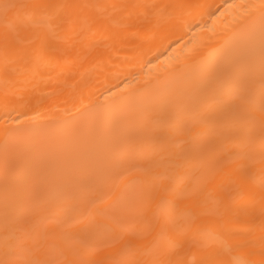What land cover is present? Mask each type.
<instances>
[{"label":"bare ground","instance_id":"obj_1","mask_svg":"<svg viewBox=\"0 0 264 264\" xmlns=\"http://www.w3.org/2000/svg\"><path fill=\"white\" fill-rule=\"evenodd\" d=\"M264 264V0H0V264Z\"/></svg>","mask_w":264,"mask_h":264},{"label":"snow or ice","instance_id":"obj_2","mask_svg":"<svg viewBox=\"0 0 264 264\" xmlns=\"http://www.w3.org/2000/svg\"><path fill=\"white\" fill-rule=\"evenodd\" d=\"M36 264H41V262H36Z\"/></svg>","mask_w":264,"mask_h":264}]
</instances>
